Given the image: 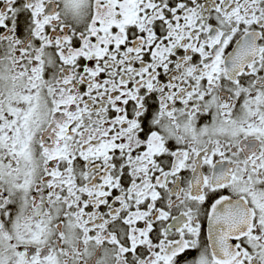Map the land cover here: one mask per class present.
<instances>
[{
    "label": "snow or ice",
    "instance_id": "obj_1",
    "mask_svg": "<svg viewBox=\"0 0 264 264\" xmlns=\"http://www.w3.org/2000/svg\"><path fill=\"white\" fill-rule=\"evenodd\" d=\"M0 264H264V0H0Z\"/></svg>",
    "mask_w": 264,
    "mask_h": 264
}]
</instances>
